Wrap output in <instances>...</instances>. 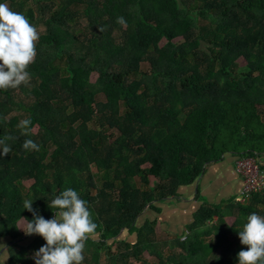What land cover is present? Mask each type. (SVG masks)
I'll return each instance as SVG.
<instances>
[{
  "label": "trees",
  "instance_id": "16d2710c",
  "mask_svg": "<svg viewBox=\"0 0 264 264\" xmlns=\"http://www.w3.org/2000/svg\"><path fill=\"white\" fill-rule=\"evenodd\" d=\"M0 2L23 13L40 34L29 82L0 90V138L13 137L11 152L0 157V243L8 239L7 264H30L46 243L18 230L19 219H32L23 202L34 199L33 208L50 219L47 203L66 188L88 202L98 224L82 264H237L236 254L246 249L237 231L249 214L264 216L262 193L203 204L184 240L158 241L154 221L136 227V220L225 155L264 153V0ZM241 57L246 68L236 64ZM29 117L23 135L18 125ZM105 125L119 135L110 140ZM26 139L39 150L24 149ZM90 163L111 189L97 185ZM24 180L33 183L25 189ZM124 230L136 234L134 244L116 240Z\"/></svg>",
  "mask_w": 264,
  "mask_h": 264
},
{
  "label": "clouds",
  "instance_id": "9594fccd",
  "mask_svg": "<svg viewBox=\"0 0 264 264\" xmlns=\"http://www.w3.org/2000/svg\"><path fill=\"white\" fill-rule=\"evenodd\" d=\"M117 23L124 24V18L118 17ZM39 35L23 13L0 2V90L15 89L29 82L27 69L37 55ZM30 124V117L20 121L18 127L23 135H28ZM12 139L11 136L0 138V157L11 152L7 142ZM22 146L26 150H39V145L31 139H26ZM33 200L23 202L22 208L32 213V219L23 217L27 223L20 229L25 235L37 234L46 242L34 251L35 264H82L86 241L96 234L98 227L88 202L76 190L66 188L47 203L54 215L45 219L33 208ZM245 219L237 234L246 249L236 254L237 264H264V216L253 212ZM0 249V264H5L8 248L0 243Z\"/></svg>",
  "mask_w": 264,
  "mask_h": 264
},
{
  "label": "crops",
  "instance_id": "0c3cea01",
  "mask_svg": "<svg viewBox=\"0 0 264 264\" xmlns=\"http://www.w3.org/2000/svg\"><path fill=\"white\" fill-rule=\"evenodd\" d=\"M259 158L261 166L264 167V153L260 154ZM237 159L236 155L227 154L223 159L208 165L196 182L180 188L178 196L156 202L154 208L146 209L136 220V227L142 226L145 221H154L156 239L172 241L187 232V226L193 222L195 213L203 204L225 205L231 200L240 202L243 182L235 170ZM116 240L134 244L137 237L135 233L130 234L124 230ZM28 241L30 240L28 239ZM1 243L8 248V239H4ZM6 252L9 255L8 249ZM111 252H115V246L111 247ZM142 257L144 259L152 258L147 252H144ZM9 259L10 256L5 264L9 262ZM33 263L35 261L32 259L30 264ZM135 264L139 263L135 262Z\"/></svg>",
  "mask_w": 264,
  "mask_h": 264
},
{
  "label": "rangeland",
  "instance_id": "374dc122",
  "mask_svg": "<svg viewBox=\"0 0 264 264\" xmlns=\"http://www.w3.org/2000/svg\"><path fill=\"white\" fill-rule=\"evenodd\" d=\"M77 23H78V28L83 29V28L86 27V25H87V18H86L85 16H82V15H81V18L79 17V18L77 19ZM61 33H62L63 36H65V35L68 34L67 31H61ZM174 40H175V42H178V43H179V42H182L184 39H183V37L181 36V37H177V38H175ZM165 41H166V40L163 39V40L160 42V44H161V45L164 44ZM236 64L238 65L239 68H246V64H247V62H246V60H245L243 57H241V58H239V59L236 61ZM149 68H150L149 63H147V62H143V63H142V69H143V70H149ZM97 76H98L97 72H93V73L91 74V80H92V81H95L96 78H97ZM96 98H97L98 100H105V97L103 96V94H98V96H96ZM259 109L261 110L262 107L259 106ZM91 125H92V126H95V127L97 126V124H96V119H95L94 122L91 123ZM104 127H105V134H106V135H110V134H111L110 137H109L110 140H113L116 136L119 135V130H118V129H116V128H112V127L110 128V127H108L107 125H105ZM36 129H37V126H34L33 131L35 132ZM148 165H149L148 163L145 164V166H148ZM90 170L98 176V177H96V178L98 179V180L96 179V183H97V185H98L99 187H101V188L103 187V188H106V189H111V184L107 183L106 181H104V179H102V178L100 177V174H101L102 170L97 171V169H96V167H95V165H94L93 163H90ZM134 181H135L136 184L138 183V179H137V178H135ZM150 181H151V185H152L153 182H154V177H150ZM32 183H33V180H24V181L22 182V185H23V187H24L25 189H27ZM92 192H93V193L95 192V189H94V188L92 189ZM114 193H116L115 190H114ZM234 220H235L234 217H226V222H227L229 225H232V224L234 223ZM25 226H26V222H25V220H24L23 218H21V219H19V220L17 221V228H18V230H19L20 232L24 233L23 230L20 229V228H23V227H25ZM185 233H186V232H185ZM185 233H184V235H185ZM24 234H25V233H24ZM238 240H239V239H238ZM25 242H26V240H25ZM146 260L149 261V262H151V263H155V259H154V258H147Z\"/></svg>",
  "mask_w": 264,
  "mask_h": 264
},
{
  "label": "built area",
  "instance_id": "2783aa9c",
  "mask_svg": "<svg viewBox=\"0 0 264 264\" xmlns=\"http://www.w3.org/2000/svg\"><path fill=\"white\" fill-rule=\"evenodd\" d=\"M260 162L259 156L241 157L235 161V170L243 182L240 202H244L252 194H264V168ZM186 235L187 232L181 239L184 240Z\"/></svg>",
  "mask_w": 264,
  "mask_h": 264
}]
</instances>
